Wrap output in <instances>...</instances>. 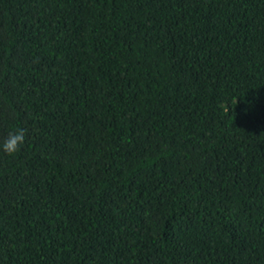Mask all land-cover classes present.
<instances>
[{
	"label": "trees",
	"instance_id": "16d2710c",
	"mask_svg": "<svg viewBox=\"0 0 264 264\" xmlns=\"http://www.w3.org/2000/svg\"><path fill=\"white\" fill-rule=\"evenodd\" d=\"M0 264H264V0H0Z\"/></svg>",
	"mask_w": 264,
	"mask_h": 264
},
{
	"label": "clouds",
	"instance_id": "9594fccd",
	"mask_svg": "<svg viewBox=\"0 0 264 264\" xmlns=\"http://www.w3.org/2000/svg\"><path fill=\"white\" fill-rule=\"evenodd\" d=\"M24 142V133L22 130L15 133H9L8 138L3 143L4 151L13 153L19 149Z\"/></svg>",
	"mask_w": 264,
	"mask_h": 264
}]
</instances>
